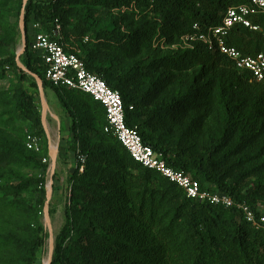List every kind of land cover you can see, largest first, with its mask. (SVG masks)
<instances>
[{
  "label": "trees",
  "instance_id": "16d2710c",
  "mask_svg": "<svg viewBox=\"0 0 264 264\" xmlns=\"http://www.w3.org/2000/svg\"><path fill=\"white\" fill-rule=\"evenodd\" d=\"M239 3L28 0L27 47L21 59L44 88L58 92L46 79L40 55L31 49V25L39 23L49 31L58 21L64 38L90 36L87 44L81 42L80 58L88 71L119 91L126 124L138 127L144 144L202 189L256 209L264 204V86L249 72L237 70L216 47L201 41L179 46L182 37L195 33L196 24L204 31L216 27ZM22 12L23 0H0V81L8 70L19 73L15 85L0 87V118L9 116L0 122V165L17 169L8 179L21 177L25 167L49 170V164L42 163L47 136L41 113L24 87L27 73L10 50L20 30L19 20L14 27L9 21ZM254 21L264 28V15ZM225 42L247 56L264 53L262 34L242 26L234 27ZM69 90L74 101L59 97L74 119L70 149L84 155L86 163L83 173L77 167L70 178L71 205L55 238L51 264H264V228L248 223L237 207L187 198L179 186L135 163L127 149L104 132L103 105ZM17 120L23 129L3 130ZM27 131L42 139L41 154L27 149ZM92 132L93 140L88 135ZM194 132L205 134V139L195 141ZM44 184L45 179L25 180L15 190L24 193L35 186L45 193ZM42 231L38 225L28 249L29 264L46 244Z\"/></svg>",
  "mask_w": 264,
  "mask_h": 264
},
{
  "label": "built area",
  "instance_id": "2783aa9c",
  "mask_svg": "<svg viewBox=\"0 0 264 264\" xmlns=\"http://www.w3.org/2000/svg\"><path fill=\"white\" fill-rule=\"evenodd\" d=\"M263 14L264 0H241V3L227 10L218 26L204 31L196 24L193 27L195 33L182 37L179 46L191 47L192 42L201 41L210 49L216 47L222 55L227 56L234 63L237 70L249 72L253 81L264 86V53L247 56L225 42L236 26L261 33L264 38V29L254 21ZM30 29L33 31L32 35L30 31L31 49L40 55L45 65L46 79L57 89L79 90L101 103L107 122L104 132L112 134L127 149L135 163L158 172L179 186L187 198L225 208L237 207L248 223L264 228V204L253 209L247 204L235 202L224 193L202 189L200 183L189 174L168 166L161 153L144 144L138 127H129L126 124L125 108L119 91L110 88L105 80L88 71L77 52L68 51L62 42V28L58 21L49 31L43 30L39 23L32 24ZM25 145L34 153L43 152L42 139L28 131ZM77 161L79 172L83 173L86 157L78 153ZM42 163L50 165V160L48 157H43Z\"/></svg>",
  "mask_w": 264,
  "mask_h": 264
},
{
  "label": "rangeland",
  "instance_id": "374dc122",
  "mask_svg": "<svg viewBox=\"0 0 264 264\" xmlns=\"http://www.w3.org/2000/svg\"><path fill=\"white\" fill-rule=\"evenodd\" d=\"M22 17H25L23 13H21L19 18H17L16 15H13L9 21L10 26L14 27V25L17 24L16 21L19 20L18 23L20 30ZM22 48L23 43L20 30L18 41L15 46L10 48L11 52L16 56V59H19L18 54L22 51ZM21 57L22 55L20 56L19 61L24 66ZM18 76L19 73L15 70H8L6 78L0 81V87L2 89L12 87L16 84ZM35 84H37L36 79L27 74L24 87L34 96L38 108L42 111L39 90ZM46 89L47 88H45V91ZM47 95L49 99L52 97L56 99L57 95L58 97L61 95L68 101H74V96H72L69 89H59L58 92L48 90ZM236 96L242 97L240 93ZM8 117L9 116L1 117L0 122L6 121ZM46 124L48 127V123ZM13 127L18 128L19 131L24 128V123H22L21 120H17L14 126L9 127L8 129L4 128L3 130H5L6 133H9L12 131ZM1 129L2 127H0V130ZM61 136L63 137L62 130ZM191 138L199 142L205 139V134L194 132L191 135ZM43 141L44 153L42 156L44 157L46 156V150L48 149L49 144L47 138H43ZM61 144L60 151L62 150ZM242 153L243 152H240L239 154ZM60 158L61 166L59 170L57 169L55 172L54 187L49 200L47 191L51 179L50 165L47 172L40 169H30L29 167H25L20 170L21 177L15 179H8L13 174V171L17 170L15 167H9L4 164L0 165V264H29L27 260L28 249L31 241L34 239L35 233L38 230V225L43 227L41 235L45 232L47 234V238L46 244L44 247L39 249L32 264H48L51 237L49 225L47 224L44 214L45 207H48L49 222L55 242L56 236L66 223V212L68 207L71 205L72 198V184L70 183V178L75 169L72 170L68 167L65 169V166L69 165V158L64 157L62 152L60 153ZM36 179H45V193L40 192L35 186L30 187L24 193L16 192L15 187L21 181H36ZM261 186H264V181H262Z\"/></svg>",
  "mask_w": 264,
  "mask_h": 264
},
{
  "label": "crops",
  "instance_id": "0c3cea01",
  "mask_svg": "<svg viewBox=\"0 0 264 264\" xmlns=\"http://www.w3.org/2000/svg\"><path fill=\"white\" fill-rule=\"evenodd\" d=\"M32 33H33V31H31V35H32ZM61 37H62V40L64 41V44H65L66 48L68 49V51L77 52L79 55H81L83 53V48L81 46V44H82L81 42L84 41V43L87 44L90 41V36H85L82 39H78L75 36L71 35L67 38H64V36L61 33ZM30 39H32V37H30ZM19 59H16L18 66H19V62H20ZM28 75H30V74H28ZM38 90H39V88H38ZM48 90L49 91H55L52 88H47L45 91V88H44V101L40 95L42 111L39 109L40 113H41L43 127L45 129L46 136L48 139V144H49L48 154L46 157H48V159L50 160V166L52 165L53 158L54 157L56 158L57 162H56L55 171H57V169L59 170V168L61 166L60 153L62 152L64 154V157L69 158V165L65 166V169L68 167L69 169L73 170V169H76L78 167L76 152L74 150L70 149V146L72 145V143L74 141V133L72 131L74 119L70 115V113L62 106V102L60 100V97H58V95H57L56 99L54 97H52L51 99L48 98V95H47ZM39 94H40V91H39ZM44 113H45V118L43 121V114ZM76 120L78 122L77 117H76ZM46 123H48V127H47ZM61 130H62L63 137L61 136ZM88 135H89L91 140H93L95 138L94 132L88 133ZM60 144L62 145L61 151H60ZM55 145L57 146V152L56 153H54V150H53V147Z\"/></svg>",
  "mask_w": 264,
  "mask_h": 264
},
{
  "label": "water",
  "instance_id": "95a60500",
  "mask_svg": "<svg viewBox=\"0 0 264 264\" xmlns=\"http://www.w3.org/2000/svg\"><path fill=\"white\" fill-rule=\"evenodd\" d=\"M27 2L28 0H23V14H24V9L27 5ZM20 30H21V36H22V43H23V48H22V51L18 54V58H20V56L22 55V53H24L26 47H27V33H26V30H25V21H24V17H22V20L20 22ZM19 67L21 69H23L26 73L32 75L33 77H35L36 81H37V84H38V88H39V91H40V95L44 101V83L43 81L36 75V74H33L31 73L28 69H26L20 62H19ZM44 118H45V113L43 114V121H44ZM56 158L54 157L53 158V161H52V165H51V179H50V185H49V188H48V191H47V196H48V200L51 198V195H52V191H53V184H54V175H55V169H56ZM44 214H45V218H46V221H47V224L49 225V230H50V254H49V260H48V264H51L52 262V259H53V254H54V235H53V232H52V228L50 226V222H49V212H48V207H45V210H44Z\"/></svg>",
  "mask_w": 264,
  "mask_h": 264
},
{
  "label": "bare ground",
  "instance_id": "6f19581e",
  "mask_svg": "<svg viewBox=\"0 0 264 264\" xmlns=\"http://www.w3.org/2000/svg\"><path fill=\"white\" fill-rule=\"evenodd\" d=\"M53 150H54V153L57 152V146H56V145L53 147ZM48 258H49V257H48ZM48 258H47V259H48ZM47 259H46V260H47Z\"/></svg>",
  "mask_w": 264,
  "mask_h": 264
}]
</instances>
